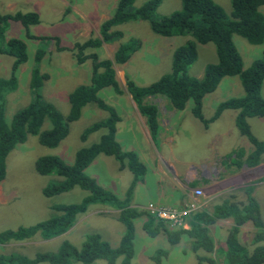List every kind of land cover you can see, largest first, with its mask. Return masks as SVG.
<instances>
[{
	"label": "trees",
	"instance_id": "16d2710c",
	"mask_svg": "<svg viewBox=\"0 0 264 264\" xmlns=\"http://www.w3.org/2000/svg\"><path fill=\"white\" fill-rule=\"evenodd\" d=\"M135 0H122L117 10L111 17L99 25L100 40L75 43L74 59L77 64H82L87 58L93 62L89 85H81L73 89L67 96L69 109L65 117L49 103L44 102L39 95V89L46 80V76L40 74L37 67L30 71L29 91L32 96L27 106L17 111L9 124H6L3 117L2 101L3 95L15 89L14 74L19 65L27 60L25 44L16 38L3 39L2 33L5 30L7 21L18 22L27 31L28 27L38 23V16L35 13H15L0 15V55L12 57L11 75L7 80H0V181L5 174V158L14 145L23 144L27 136L37 135L38 142L46 148H54L58 142L68 134L69 124L80 117L83 106L87 103H94L96 107L107 113L105 119L91 124L85 128L79 140L84 142L88 135L104 130L99 140L87 147H82L74 153L72 164L66 165L58 157L42 156L34 163L35 171L39 175L54 174L61 178L60 181L51 183L41 189L44 197H50L65 193L72 188H78L87 192L86 197L79 204L54 206L52 210L58 215L51 219L37 223L29 227H19L13 231L0 233V245L9 242H25L34 236L41 240H49L64 234L75 223L77 214L83 212L91 205H104L117 211L119 220L124 224V234L121 237L117 248L111 249L105 241L100 239L98 234L86 236L78 249H73L66 242L56 253L36 254L34 258L27 259L18 255L0 257V264H91L95 260L102 259L106 264H130L133 257V223L135 218L144 217L142 231L149 237L154 238L159 233L165 236L168 243L176 244L180 237L189 239L190 250L195 254L197 264H215V260L207 255L215 254L222 256V264H264V247H255L251 253L238 244L235 234L238 227L250 221L255 232L253 240L255 243L261 240L264 233V226L260 220L257 206L254 200L247 198V203L239 205H218L212 207L210 213L197 211V208L188 214L185 219L187 229L178 228L171 231L168 222H162L150 217L146 211H136L128 207L131 189L134 183L144 173V166L138 161L133 152H126L114 140L115 124L118 116L112 107L105 104L97 96V93L110 88L116 95L122 92L115 80L113 65L121 66L127 62L129 57L137 50V45L127 40L118 45L112 58L97 60L96 55L84 54L88 47L97 48L101 43L109 44L115 39H120L122 34L112 28L130 20L139 19L146 21L150 30L161 37L186 36L185 43L173 51L170 72L163 75L157 82L147 87H137L125 76V91L136 105L139 114L144 118L148 133L152 139L158 134V112L155 104L146 101L149 97H163L169 108L181 111L187 102H191L190 114L197 119L206 129L209 123L224 110L237 111L234 117V124L237 131L253 145L254 150L248 154L246 164L257 165L259 158L257 154L264 150V143L257 142L249 132L246 119L252 117H264V100L259 97V89L264 81V50L259 58L253 60L249 67L242 69L241 58L236 50L232 35H237L247 40L251 45H259L264 37V17L259 11L264 8V0H228L230 15L227 16L220 6L213 0H180V9L163 16L159 19L153 17V10L159 0H149L133 12L126 11ZM27 37L28 35L25 34ZM91 41V42H90ZM211 43L214 46L216 62L205 66L201 78H193L186 74L187 67L196 57V45ZM56 51L66 50L65 47H58L55 40ZM41 53L37 52L34 57V64L41 61ZM237 76L243 89V97L228 99L219 103L216 109L210 114L209 119H203L201 107L206 94L214 91L220 79L223 77ZM48 119L51 127L40 131L42 121ZM98 155L112 157L120 164V168H127L133 179L125 202H117L108 191H105L96 184L94 179L84 174V169ZM127 159L125 166L122 160ZM240 159V158H239ZM239 159L234 162L241 165ZM80 205V206H79ZM197 211V212H196ZM80 215V214H79ZM232 220V227L229 229L224 249H214L212 239L209 235V227L217 219ZM201 252L202 255L197 252ZM160 256H166L163 250H157L151 260L159 264Z\"/></svg>",
	"mask_w": 264,
	"mask_h": 264
},
{
	"label": "rangeland",
	"instance_id": "374dc122",
	"mask_svg": "<svg viewBox=\"0 0 264 264\" xmlns=\"http://www.w3.org/2000/svg\"><path fill=\"white\" fill-rule=\"evenodd\" d=\"M147 1L149 0H135L126 11L133 12ZM213 1L221 7L227 16L230 15L228 0ZM121 2L122 0H0V15L35 13L38 16V23L29 26L27 31L18 22L7 21L5 30L2 33L4 40L10 38L21 40L25 44L27 57L26 62L19 65L13 75L16 81L15 89L3 95L2 109L6 124L10 123L17 111L27 106L29 101H31L32 96L28 86L30 71L33 67H37L40 74L46 76V80L43 81L39 89L41 99L51 104L60 115L66 116L69 109L68 94L78 86L89 85L90 77H92V60L87 58L84 63L77 64L74 59V53H76L74 45L75 43L80 44L88 40L99 41V25L114 14ZM179 9L180 0H159L153 10V17L159 19ZM259 11L264 17V8H260ZM112 30L120 31L122 37L113 40L109 44L101 43L97 48L88 47L83 53L85 55L94 53L98 61L110 60L119 44L127 40L138 44L137 50L129 57L126 65H113L114 69L120 71L115 74V80L122 93L116 95L110 88H104L97 93L98 98L112 107L117 116L119 115L121 119L120 125L124 129L125 126L130 127L134 124L133 119L129 115L131 109H125V114H123L118 106L127 101L126 96L128 94L125 91L124 84L125 76L137 87H147L157 82L160 77L170 72L173 51L183 45L187 37H161L150 30L146 21L139 19H130L112 28ZM231 39L240 55L242 69L249 67L251 62L259 58L264 50V37L259 45H251L246 39L237 35H232ZM55 40L58 41V47H65L66 50L56 51ZM37 52H40L42 57L41 61L35 65L33 62ZM216 59L214 46L211 43L197 44L196 57L187 67L186 74L193 78H201L205 66L215 63ZM12 62V57L4 54L0 55V80H7L11 75ZM243 95V89L237 76L221 78L214 91L206 94L203 99L201 110L203 119H209L211 117L209 115L219 103L228 99H238L243 97ZM259 97L264 100V81L259 89ZM158 100H160L159 102H165L161 96L146 99L150 103H157L156 101ZM190 107L191 102L189 101L183 111L186 113L183 124L190 120L194 126L189 127L191 134L188 138H182L179 133V140H177L174 152L197 157L201 150L200 147H203L204 150L208 149V146H204L209 136L213 132H215L214 135L217 134L223 129V126L213 128L212 124L209 123L206 126L207 130H204L198 121L193 117H188L187 113ZM234 114L233 110H224L220 113L222 115L220 123L226 124L227 120H232L234 128L233 135L224 137L219 142L221 153L228 152L226 156L221 157L223 165L226 157L229 162L231 157L233 159L231 163L234 165L233 162L242 156V151L244 156L250 154L249 149L245 146L247 144L245 142H248L246 137L237 131L234 124ZM106 116L107 113L105 111L99 110L94 103L90 102L83 106L80 117L69 124L67 136L61 139L54 148L41 146L37 135L27 136L23 144L14 145L7 154L5 174L0 182V233L45 222L54 215H58L56 211L52 210L54 206L77 205L86 197L87 192L76 187L65 193L44 197L41 194V189L51 183L60 181L61 178L54 174L39 175L35 171L34 163L39 157L55 156L66 165L72 164L74 153L82 147L96 143L100 135L104 133V130H98L88 135L84 142L79 140L81 132L91 124L105 119ZM218 118L219 115L212 122H215ZM246 123L250 135L257 142L264 143V117H252ZM50 127L51 124L48 119H44L39 129L44 131ZM183 131L188 132L187 129H183L181 132ZM193 133L194 136L192 137ZM127 134L129 136L137 135V131L133 129ZM167 134L173 136L172 132ZM217 136L219 135L217 134ZM124 139L118 142L120 143V149L122 151L123 149H131V146L128 147V145H131L132 141L129 142V139ZM151 141L154 143V139ZM252 148L254 149V147ZM263 154L264 150L257 154L258 158L261 159ZM103 162L107 173L97 177V180L94 181L96 184L98 181L103 183L108 188L104 190L113 195L117 202H125L124 197H127L126 194L129 190L126 186L131 185L133 179L131 172L128 170L126 173H123L124 170L120 171V164L110 156L104 155ZM126 162L127 159L122 160L123 166H125ZM228 167L231 166L228 165ZM262 168L259 167L258 169ZM84 174L86 176L89 175L85 169ZM244 181H246L245 184H248L247 180L242 182ZM253 199L264 225V187L254 194ZM105 207L91 205L79 214L84 216L89 209L95 208L97 210ZM115 212V220L107 217H88L83 223L78 224L77 221L71 230L49 241L41 240L36 235L25 242L1 244L0 257L6 258L11 255H18L32 259L36 254L56 253L63 242H66L73 249H78L86 236L91 234H98L109 248L115 249L125 231L124 224L119 220L118 212ZM79 214L77 215L79 216ZM78 216L76 218L79 220L81 216ZM131 222L133 223L132 234L134 236L132 240L133 257L130 264H156L151 260V257L157 250H163L166 254V256H160L159 264H197L195 254L190 250L189 239L180 237L176 244L171 245L161 233L154 238H149L142 231L141 223L144 222V217L135 218ZM214 227H209L210 236L211 233H214ZM169 229L171 230V228ZM248 230L247 227H244L241 233ZM252 235L254 236V231L250 234L244 233L241 237L240 244L247 251L260 246L254 242ZM251 238L252 243H250ZM261 239L262 246H264V233ZM197 253L202 255L200 251ZM207 256L213 258L215 264H222V260L218 258L219 256L215 254ZM1 262L2 260H0ZM118 263L119 259L116 260L115 264ZM71 264L80 263L71 262ZM91 264H106V262L99 259Z\"/></svg>",
	"mask_w": 264,
	"mask_h": 264
},
{
	"label": "crops",
	"instance_id": "0c3cea01",
	"mask_svg": "<svg viewBox=\"0 0 264 264\" xmlns=\"http://www.w3.org/2000/svg\"><path fill=\"white\" fill-rule=\"evenodd\" d=\"M114 71L115 74L120 72L116 69H114ZM126 97L127 101L118 106L123 114H125V109H131L129 115L133 119L134 124L130 127L125 126L123 129L120 125L121 119L118 115V121L115 124L114 139L118 145L120 144L118 142L125 140L124 138L129 139V142L132 141L131 145H128V147L131 146V149H123V151L133 152L138 161L144 166L143 175L134 183L131 189V198H129L128 205L129 208L136 211H144L147 204H154L162 207L180 209L190 201L196 200L198 204H200L197 211L202 210L210 213L212 207L224 205L225 203L229 205H239V203L246 204L247 198L250 197L254 200V194L264 187V154L255 166H248L246 164V161L244 160L248 155L244 156L243 151V157L241 156L239 159L241 165H233L231 163L233 160L231 157L230 162L227 160V157L224 160V165L221 162V157L226 156L228 152L221 153L219 142L222 138L233 135L234 128L232 126V120H227L226 124H222V122L220 123L222 115L219 114V118L215 122L210 123L213 128L223 126V129L217 133L219 136H217V134L214 135L215 132L209 136L204 146H208V149L204 150L203 147H200L201 150L199 154H197V157L186 154H176L174 151L175 146L177 145V140H179V133L182 138H188L191 134L189 127L194 126L190 120H187V122L183 124L186 114L183 111L186 106L181 111H175L169 108L166 102H159L160 100H158L156 101L157 103H153L157 108L159 123L158 134L153 143L145 125L144 118L139 114L130 95L128 94ZM187 114L188 117H193L190 114V111H188ZM195 120L198 121L197 119ZM250 120L251 118L246 119L247 122ZM198 123L203 128L199 121ZM133 129L137 131V135L133 134L132 136H129L127 132H131ZM183 129H187L188 132H181ZM204 130L207 129L204 128ZM170 132H172L173 136L167 134ZM193 136L194 133L192 137ZM248 142H245L247 143L245 146L251 153V151L254 150L252 148L253 145L249 142L250 145ZM103 159L104 155H98L93 159L90 165L86 167L85 171L89 174L88 176L90 178L97 180V177L103 176L107 173L105 171V163L103 162ZM228 165L231 167H228ZM259 167L263 168L258 169ZM119 170H124L123 173H126L128 169L123 167L119 168ZM243 180H247L248 184H245L246 181L242 182ZM97 185L103 189H108L103 183H99V181L97 182ZM126 187H129V185ZM194 189L201 190L202 194L200 197H193L192 192ZM122 196L124 197V195ZM96 206L104 205L98 204ZM115 214V210L107 206L97 210L92 208L89 209L84 216L83 214L79 215L81 218H79V220L76 218L75 223L78 221L77 223L81 224L88 217L92 218L94 216L107 217L115 220ZM75 223L66 232L71 230ZM210 227H214V233H211L210 236L214 249H224L228 231L232 227V220L230 218L217 219ZM244 227L249 229L244 233L250 234L252 231L255 232L251 222H245L238 227V231L235 234V240L238 244H240L241 237L244 234L241 233ZM250 243H252V238ZM257 244L260 246L256 247H264L262 246V239L257 242ZM252 250L247 252H251ZM218 256V258L222 260V256Z\"/></svg>",
	"mask_w": 264,
	"mask_h": 264
},
{
	"label": "built area",
	"instance_id": "2783aa9c",
	"mask_svg": "<svg viewBox=\"0 0 264 264\" xmlns=\"http://www.w3.org/2000/svg\"><path fill=\"white\" fill-rule=\"evenodd\" d=\"M201 194V190L199 189H194L192 192L194 198L200 197ZM197 205L198 202L196 200L190 201L180 209L147 204L144 210L150 217H153L162 222H168V226L172 229H187L185 219L186 217H188V214H190L197 208Z\"/></svg>",
	"mask_w": 264,
	"mask_h": 264
},
{
	"label": "clouds",
	"instance_id": "9594fccd",
	"mask_svg": "<svg viewBox=\"0 0 264 264\" xmlns=\"http://www.w3.org/2000/svg\"><path fill=\"white\" fill-rule=\"evenodd\" d=\"M6 157H7V156H6ZM5 160H6V158H5ZM2 180H3V179H2ZM2 180H1V181H2ZM1 181H0V182H1ZM171 230H174V229L171 228Z\"/></svg>",
	"mask_w": 264,
	"mask_h": 264
}]
</instances>
